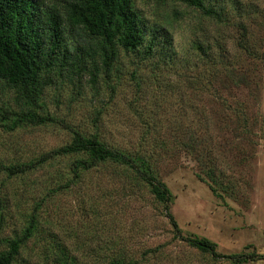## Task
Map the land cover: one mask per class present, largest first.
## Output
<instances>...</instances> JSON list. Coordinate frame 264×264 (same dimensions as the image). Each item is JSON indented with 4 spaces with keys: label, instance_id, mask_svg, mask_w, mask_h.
I'll return each instance as SVG.
<instances>
[{
    "label": "rangeland",
    "instance_id": "rangeland-1",
    "mask_svg": "<svg viewBox=\"0 0 264 264\" xmlns=\"http://www.w3.org/2000/svg\"><path fill=\"white\" fill-rule=\"evenodd\" d=\"M135 1L149 18H159L169 27L178 54L176 65L181 64L180 57L189 39H204L213 49L219 40L229 56L234 54V45L241 33L231 23L215 21L177 3ZM241 1L240 8L245 9L244 2L249 0ZM252 2L264 10V0ZM173 7L183 15L184 22H180V26L177 25L180 18L172 16ZM234 15L232 10L229 19H234ZM251 16L256 21L262 19L256 13ZM252 18L243 21L259 38L254 23L249 21ZM257 51L259 59L254 61L257 97L251 103L258 114V126L252 139L253 151L243 144V149L232 148L228 127L222 121L207 128L196 123L191 106L205 107L210 97L208 91L194 95L190 89H181L182 104L187 105L180 120L181 133L184 136L187 130L196 136L203 133L199 137L204 145H209L213 139L219 144L218 150L210 144L211 157L219 173L230 183L231 196L212 194L207 182L197 176L195 160L174 137L165 145L156 146L153 163L173 195L169 211L181 229V238L173 235L163 205L146 187L132 186L114 165L93 167L82 174L80 182L46 195L48 177L57 170L62 173V180L68 176L66 169L71 158L66 156L55 157L48 164L23 174L0 172V209L6 218L1 236L19 232L26 213L31 212L36 201L44 199L43 214L53 217L49 227L70 244L80 264H106L113 256L124 259L122 264H236L227 256L238 254L254 255L238 264H264V42ZM190 55L185 57L189 59ZM135 60L121 54L119 75L109 82L116 85L113 92L102 82V77L93 82L88 80L87 74L73 81L54 76L42 99L46 112L56 117L58 123H27L12 131L0 127V163L16 164L37 158L68 142L70 127L85 134L97 133L108 144L131 150L138 148L144 131L147 135L150 131L156 136L167 134L168 128L175 124L177 108L175 94L170 91L176 78L173 64L162 67ZM133 69L135 77L130 76ZM246 91L238 90L237 96L248 97ZM2 101L15 107L12 93L0 88V103ZM187 234L208 238L216 244L218 253L227 256L212 258L201 252L185 241ZM111 237L113 246L100 256L96 246L110 245L111 240L104 241ZM146 249L150 252H145ZM26 251H22L21 256L27 260L29 254V264H53L50 259L41 263L35 253Z\"/></svg>",
    "mask_w": 264,
    "mask_h": 264
},
{
    "label": "trees",
    "instance_id": "trees-1",
    "mask_svg": "<svg viewBox=\"0 0 264 264\" xmlns=\"http://www.w3.org/2000/svg\"><path fill=\"white\" fill-rule=\"evenodd\" d=\"M153 1L177 3L215 21L231 23L241 33L234 45V54L229 56L219 40L213 49V45L204 39H189V45L183 57H180L181 64L176 65L178 54L169 27L159 18H149L135 0H0V88L12 93L15 104L14 107L8 101L0 103V127L12 131L27 123H58L56 117L46 112L42 99L54 76L73 81L87 74L88 80L93 82L102 77V82L113 92L116 85L109 82L119 75L121 54L137 59L136 63L149 62L162 67L173 64L176 78L170 91L177 99L172 130L168 128L169 132L161 136L151 131L152 135L143 134L144 131L140 135L142 142L135 150L110 145L97 133L85 134L70 127L68 142L32 160L8 165L0 163V172L23 174L44 163L48 164L55 157H70L66 169L68 176L64 180L58 170L48 177L46 195L50 196L80 182L82 174L93 167L114 165L120 168L132 186L146 187L153 198L163 205L173 235L181 238V229L169 211L173 195L153 163L156 146L165 145L170 137H174L195 160L198 166L196 174L207 182L212 194L231 196L230 183L219 173L211 157L210 144L216 150L219 144L213 139L209 145H204L199 137L203 133L199 136L191 130H187L186 136L181 133L183 124L180 120L187 111L185 102L182 104L181 89H190L194 95L208 91L210 97L207 106H191L196 123L207 128L222 121L228 127L232 148L243 149V144L249 147L250 152L253 151L252 139L258 126V114L252 104L256 100L258 87L254 61L259 59L257 50L264 42V10L259 9L252 0L243 1L245 9L240 8L241 0ZM232 10L236 17L229 19ZM171 13L174 18H180L177 24L180 26V22H184L181 11L173 7ZM253 13L262 19L254 20L251 16ZM247 18H252L249 21L254 23L259 38L246 27L243 19ZM189 53L192 56L188 59L185 56ZM135 73L134 69L131 70L130 76L135 77ZM94 88L97 90V87ZM240 89H246L245 95L248 97L237 96ZM43 211L44 199L36 201L31 212L23 218L19 232L1 236L6 218L0 209V264H29V251L35 253L41 263L50 259L53 264H80L70 244L49 227L53 217L44 215ZM184 239L212 258L227 256L218 253L216 244L208 238L187 234ZM113 240L111 237L104 241H110V245H97V253L101 256V252L113 246ZM22 251L28 254L27 260L21 256ZM145 252L150 251L146 249ZM227 257L238 264L242 260L252 259L254 255ZM122 263L124 259L113 256L108 258L106 264Z\"/></svg>",
    "mask_w": 264,
    "mask_h": 264
}]
</instances>
